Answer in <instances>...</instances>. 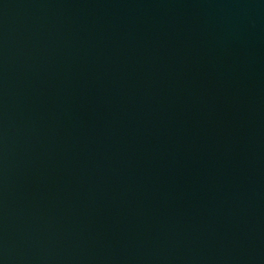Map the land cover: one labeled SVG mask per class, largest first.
<instances>
[{"label": "water", "instance_id": "95a60500", "mask_svg": "<svg viewBox=\"0 0 264 264\" xmlns=\"http://www.w3.org/2000/svg\"><path fill=\"white\" fill-rule=\"evenodd\" d=\"M0 264H264V0H0Z\"/></svg>", "mask_w": 264, "mask_h": 264}]
</instances>
